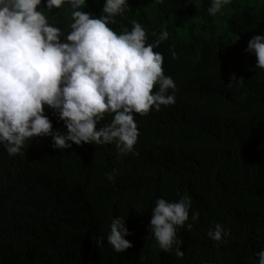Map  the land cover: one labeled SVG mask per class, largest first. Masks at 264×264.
Wrapping results in <instances>:
<instances>
[{"label":"trees","instance_id":"trees-1","mask_svg":"<svg viewBox=\"0 0 264 264\" xmlns=\"http://www.w3.org/2000/svg\"><path fill=\"white\" fill-rule=\"evenodd\" d=\"M103 4L86 0L82 10L98 17ZM210 6L211 0H129L110 25L121 33L135 20L148 43L168 32L154 51L176 84L168 90L175 103L134 114L138 154L118 155L114 144L73 143L61 150L51 137H36L23 154L9 156L0 144V264H258L256 252L264 248V69L245 49L264 34V0H231L215 16ZM43 11L51 24L70 30L69 5ZM232 73L244 80L229 87ZM46 115L65 130L47 106ZM111 119L106 115L97 128ZM114 169L109 180L106 173ZM184 194L191 197L186 224L193 227L177 228L184 252L177 257L160 249L149 222L158 198L172 202ZM116 216L132 233L126 237L132 247L123 253L106 239ZM216 223L230 232L221 242L207 235ZM101 236L100 248L94 239Z\"/></svg>","mask_w":264,"mask_h":264},{"label":"clouds","instance_id":"clouds-1","mask_svg":"<svg viewBox=\"0 0 264 264\" xmlns=\"http://www.w3.org/2000/svg\"><path fill=\"white\" fill-rule=\"evenodd\" d=\"M230 3L211 0L207 11L215 16ZM85 4L86 0H0V144L9 156L23 154L25 144L36 137H51L52 147L61 150L73 143L114 144L118 155L138 154L134 145L140 132L134 114L147 115L175 103L168 90L176 84L164 73L163 55L154 51L168 32L161 31L148 43L145 28L135 20L130 31H114L110 25L126 11L129 0H104L98 17L82 10ZM64 5L72 9L67 33L51 24L43 11ZM245 51L257 58L256 68L264 69V34L252 37ZM170 54L176 57L175 51ZM243 80L232 73L227 86ZM46 106L64 122V131L54 128ZM106 115L111 121L97 128ZM115 174L114 169L106 176L113 180ZM190 208L187 194L178 201H155L149 232L161 250L184 255L177 228L191 231L192 223L186 224ZM198 219L199 212H193L192 220ZM131 234L126 219L116 216L106 239L115 252L123 253L132 247L126 238ZM207 235L221 242L230 232L216 223ZM94 240L100 248L104 244V236ZM256 256L258 264H264V248Z\"/></svg>","mask_w":264,"mask_h":264}]
</instances>
